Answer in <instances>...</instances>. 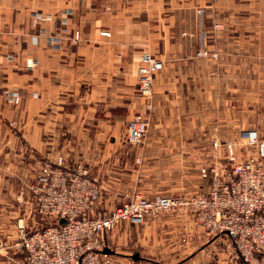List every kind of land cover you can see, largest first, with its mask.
I'll use <instances>...</instances> for the list:
<instances>
[{
    "label": "crops",
    "instance_id": "1",
    "mask_svg": "<svg viewBox=\"0 0 264 264\" xmlns=\"http://www.w3.org/2000/svg\"><path fill=\"white\" fill-rule=\"evenodd\" d=\"M196 6L197 0H0V186L26 198L49 153L66 165L84 161L92 178L93 168L104 166L112 146L127 142V131L120 136L113 127L127 125L134 109L145 117L144 107L151 104L148 121L163 119L160 102L180 97L165 81L168 70L176 73L178 68L157 75L147 100L134 94L139 59L155 43L165 45L162 60L166 51L174 59L188 57L193 40L182 33L197 29ZM34 14L49 20L39 21ZM51 36L61 38L58 47L49 43ZM250 58L249 97L243 101L242 85H235L237 118L242 107L253 115L264 106V59L256 53ZM211 68L213 63L203 60L200 73L207 75L215 70ZM182 84L185 100L198 105L192 102L190 85ZM5 89L19 93L18 104L2 94ZM200 91L203 105L204 86ZM251 130L263 140L256 129L246 131ZM167 138L183 135L152 130L143 147L154 148Z\"/></svg>",
    "mask_w": 264,
    "mask_h": 264
},
{
    "label": "rangeland",
    "instance_id": "2",
    "mask_svg": "<svg viewBox=\"0 0 264 264\" xmlns=\"http://www.w3.org/2000/svg\"><path fill=\"white\" fill-rule=\"evenodd\" d=\"M197 1V29L192 33H182L184 38L193 40L188 57L174 59L167 56L166 51L165 58L160 59L159 55L165 49L164 43H155L153 48L144 52L162 63L161 70L153 77L152 91L157 75L165 68L177 67L176 73L168 70L165 81L168 86L171 84L177 88L176 93L180 97L174 101L160 102V112L164 116L159 121H148L152 106L145 105L147 115L142 116L148 122V129L143 141L152 130H176L182 132L183 138L163 139L154 148H144L143 141L137 145L128 142L113 145L104 166L98 165L99 168L92 171V178L101 190L97 204L99 210H110L139 198H188L199 191L206 194L210 181L201 178L200 168L221 162L218 157L220 152L211 149L212 141L235 143L238 161H244L255 153L252 146L242 142L241 134L244 131L254 128L262 135L263 140L259 139L264 141V106H257L253 115L242 107V114L237 118L235 112L239 111V107L234 104L239 93L235 85H242L240 92L243 101L250 94V55L256 53L262 57L260 61L264 59V0ZM203 60L212 62L211 69L215 70L207 75L200 73ZM182 83L190 85V93L194 94L192 102L198 101V105H191L185 100L182 93L186 95V89ZM202 86L206 90L203 105L200 102ZM152 91L149 97H144L136 85L134 94L149 100ZM147 107L149 110H146ZM136 111L137 108L132 111L130 119L139 115ZM127 125L114 126L113 129L121 136L127 131ZM240 127L246 130L240 132ZM108 128V125L101 127L104 130ZM50 157L54 160L61 158L49 153L42 161ZM62 162L65 164L63 159ZM79 162L85 165L84 161ZM21 196L25 205L18 203ZM30 198V195L25 198L22 193L16 195L0 186L1 264H11L12 258H18L14 251H6L3 247L17 240L20 225L28 230L43 226L34 215ZM205 228L196 220V214L184 206L167 213L150 215L140 225L120 223L105 234V252L111 256L113 264H158V261L159 264H244L231 258L227 237L209 234Z\"/></svg>",
    "mask_w": 264,
    "mask_h": 264
},
{
    "label": "built area",
    "instance_id": "3",
    "mask_svg": "<svg viewBox=\"0 0 264 264\" xmlns=\"http://www.w3.org/2000/svg\"><path fill=\"white\" fill-rule=\"evenodd\" d=\"M35 18L49 20L41 15ZM64 31L61 28L60 32ZM47 39L55 48L61 43L58 36ZM72 39L77 41L79 34L75 32ZM161 68L162 63L151 55L140 56L137 86L142 96H150L153 77ZM2 94L15 104L20 101L16 91L5 89ZM147 129V120L140 114L134 116L127 125V142L142 143ZM241 139L255 151L244 161H238L235 143L211 142V149L220 152L221 162L200 168L201 178L210 181L206 194L199 191L188 198H139L110 210L97 209L101 190L83 163L66 165L61 158H46L29 186L34 215L43 226L28 230L20 225L17 240L3 248L18 255L10 260L11 264H113L111 256L105 252L106 233L120 223L140 225L150 215L185 206L196 214V220L209 234L227 237L233 260L264 264V141L254 130L244 131ZM18 203L25 205L22 196Z\"/></svg>",
    "mask_w": 264,
    "mask_h": 264
}]
</instances>
